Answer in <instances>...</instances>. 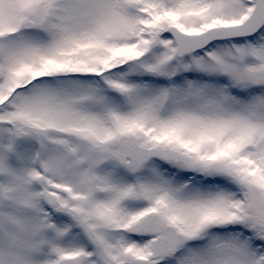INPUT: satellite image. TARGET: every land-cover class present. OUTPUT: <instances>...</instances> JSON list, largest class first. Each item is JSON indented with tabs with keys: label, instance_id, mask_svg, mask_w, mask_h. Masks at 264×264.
Here are the masks:
<instances>
[{
	"label": "snow or ice",
	"instance_id": "obj_1",
	"mask_svg": "<svg viewBox=\"0 0 264 264\" xmlns=\"http://www.w3.org/2000/svg\"><path fill=\"white\" fill-rule=\"evenodd\" d=\"M0 264H264V0H0Z\"/></svg>",
	"mask_w": 264,
	"mask_h": 264
}]
</instances>
